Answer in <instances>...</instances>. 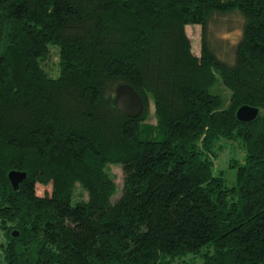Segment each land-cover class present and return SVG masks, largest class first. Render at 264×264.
I'll return each instance as SVG.
<instances>
[{"label": "trees", "instance_id": "obj_1", "mask_svg": "<svg viewBox=\"0 0 264 264\" xmlns=\"http://www.w3.org/2000/svg\"><path fill=\"white\" fill-rule=\"evenodd\" d=\"M232 14L243 24L230 60L211 26ZM189 25L202 27L199 56ZM123 84L144 101L139 118L116 107ZM246 105L260 110L250 123L236 115ZM234 142L245 156L229 186L214 169ZM110 165L124 173L116 200ZM13 170L27 173L18 191ZM188 255L264 264V0H0V264Z\"/></svg>", "mask_w": 264, "mask_h": 264}, {"label": "rangeland", "instance_id": "obj_2", "mask_svg": "<svg viewBox=\"0 0 264 264\" xmlns=\"http://www.w3.org/2000/svg\"><path fill=\"white\" fill-rule=\"evenodd\" d=\"M242 18L239 15L232 14L229 16L221 17L220 20L217 21V23H213L211 26L212 30V38L213 43L216 47L220 49H225V52L228 51L231 53V55H227V59L233 58V50L231 49L241 38L242 34ZM201 32L202 27L200 25H189L187 26V34L189 38L192 41L193 46V52L199 56L201 53ZM51 56L48 62L45 64V68L49 71L50 75L53 78L59 77V49L52 47ZM219 81L217 85L215 86L213 92L219 93L224 100V106L223 109H227L230 106L231 102V91L225 87V85L222 83V80L220 76L218 75ZM154 104L151 101V113L150 117L147 120L148 124H156V118L154 115ZM243 156H245V152L239 149L238 143L235 142L232 144H228L224 150V152L221 153V156L219 157L218 161L215 164V173L221 172L223 176L227 179V182L229 186H232L235 184V171L236 169L230 166L231 161L233 160H241L243 159ZM108 173L112 176L114 179L116 186H117V193L114 196V200L118 199L123 190L124 186V173L122 170L121 165H110L107 168ZM45 189L42 187H39V193L44 194ZM76 198L78 200L87 199L86 192L78 185L76 189ZM73 203L75 204L76 201L73 200ZM192 257H194L192 259ZM187 261L192 262V264H201L202 258L195 255H188L185 257Z\"/></svg>", "mask_w": 264, "mask_h": 264}, {"label": "water", "instance_id": "obj_3", "mask_svg": "<svg viewBox=\"0 0 264 264\" xmlns=\"http://www.w3.org/2000/svg\"><path fill=\"white\" fill-rule=\"evenodd\" d=\"M116 107L131 118H139L143 115L145 104L141 95L130 85L123 84L116 91ZM260 114V110L252 106H243L237 111V119L242 123L253 122ZM27 178V173L13 170L9 173V180L15 191H18L20 184ZM14 236L19 232L13 231Z\"/></svg>", "mask_w": 264, "mask_h": 264}]
</instances>
